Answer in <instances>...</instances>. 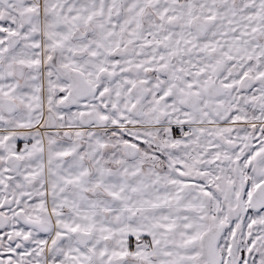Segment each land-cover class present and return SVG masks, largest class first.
Returning <instances> with one entry per match:
<instances>
[{
	"label": "snow or ice",
	"instance_id": "6c2138e0",
	"mask_svg": "<svg viewBox=\"0 0 264 264\" xmlns=\"http://www.w3.org/2000/svg\"><path fill=\"white\" fill-rule=\"evenodd\" d=\"M0 264H264V0H0Z\"/></svg>",
	"mask_w": 264,
	"mask_h": 264
}]
</instances>
